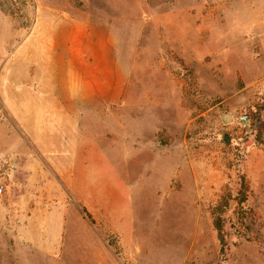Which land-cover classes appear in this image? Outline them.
Listing matches in <instances>:
<instances>
[{
    "label": "rangeland",
    "instance_id": "rangeland-1",
    "mask_svg": "<svg viewBox=\"0 0 264 264\" xmlns=\"http://www.w3.org/2000/svg\"><path fill=\"white\" fill-rule=\"evenodd\" d=\"M43 90L91 110L71 191L29 135ZM263 95L264 0H0V264H264Z\"/></svg>",
    "mask_w": 264,
    "mask_h": 264
},
{
    "label": "crops",
    "instance_id": "crops-1",
    "mask_svg": "<svg viewBox=\"0 0 264 264\" xmlns=\"http://www.w3.org/2000/svg\"><path fill=\"white\" fill-rule=\"evenodd\" d=\"M33 66V65H32ZM35 67V66H34ZM46 74L45 77L38 78L41 82H48L53 76ZM95 80L90 77L84 83L88 86L90 93L88 95L79 96L80 99L94 95L93 83ZM41 94L48 99L45 103H39L35 106L29 107V124L39 125V130H29V135L35 141V146L38 151L44 155L49 163L52 164L53 169L60 175L62 181L71 189V181L73 178L72 171L78 162V155L84 153V140H92L89 134H85L79 126L81 120L78 115L91 113L86 108L80 106L65 107L60 105H51L55 98L49 91L43 90ZM76 98V97H75ZM78 99V98H76ZM50 100V101H49ZM83 207L87 208L85 202L80 201ZM64 211V210H63ZM73 211V210H72ZM89 211V210H88ZM73 216H76L78 222H86V220L78 214L74 209ZM48 213L34 211L30 214L29 222H49ZM57 218V217H56ZM52 218V222H65L64 212L61 213L60 218ZM126 225L132 227V220L126 222ZM129 238L131 236H128ZM124 236L123 239L127 240ZM98 243H101L99 241ZM102 245V243H101Z\"/></svg>",
    "mask_w": 264,
    "mask_h": 264
},
{
    "label": "trees",
    "instance_id": "trees-1",
    "mask_svg": "<svg viewBox=\"0 0 264 264\" xmlns=\"http://www.w3.org/2000/svg\"><path fill=\"white\" fill-rule=\"evenodd\" d=\"M245 192H246V184L244 180L242 179V182L240 184V192H239V200L238 203L241 204L245 201ZM229 198L228 196H222L218 202V206L214 209V221H213V227L216 231L217 239L220 245V251L219 253H223V246H224V239L222 235V224L220 222V215L223 213L224 209L228 205Z\"/></svg>",
    "mask_w": 264,
    "mask_h": 264
},
{
    "label": "built area",
    "instance_id": "built-area-1",
    "mask_svg": "<svg viewBox=\"0 0 264 264\" xmlns=\"http://www.w3.org/2000/svg\"><path fill=\"white\" fill-rule=\"evenodd\" d=\"M262 99H264V95L262 96ZM250 119L246 113H240L238 115H235L232 119V124L239 127L240 129H247L249 125ZM3 188L0 187V199L2 197Z\"/></svg>",
    "mask_w": 264,
    "mask_h": 264
}]
</instances>
